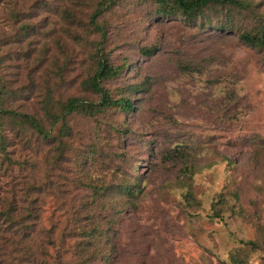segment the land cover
Returning a JSON list of instances; mask_svg holds the SVG:
<instances>
[{
    "label": "rangeland",
    "instance_id": "obj_1",
    "mask_svg": "<svg viewBox=\"0 0 264 264\" xmlns=\"http://www.w3.org/2000/svg\"><path fill=\"white\" fill-rule=\"evenodd\" d=\"M100 1L0 0L3 109L39 117L55 139L17 136L0 117V210H16L2 261L264 264V49L241 40L264 25V0L232 17L229 7L211 11L203 24L159 19L151 0H117L100 19L105 37L90 25ZM96 46L116 65L132 63L106 87L135 110L71 115L62 135L42 106L48 92L98 101L82 89ZM124 179L139 182L137 198L119 197ZM101 186L111 193L95 194ZM94 229L84 251L83 232Z\"/></svg>",
    "mask_w": 264,
    "mask_h": 264
},
{
    "label": "trees",
    "instance_id": "obj_2",
    "mask_svg": "<svg viewBox=\"0 0 264 264\" xmlns=\"http://www.w3.org/2000/svg\"><path fill=\"white\" fill-rule=\"evenodd\" d=\"M117 0H101L96 5V10L90 17V25L95 33H101L105 37V29L100 23L101 17L105 12L109 11ZM155 7V16L159 19H171L180 18L188 23L197 24L200 20L203 24V20L206 18V14L209 12H215L219 14L225 8H230L227 15L233 16V12L238 10L251 11L254 10V5L251 2L245 0H151ZM215 14L216 16H218ZM233 28V23L227 25H220L217 27L220 31L230 30ZM241 40L246 44L264 49V25H260L258 33L245 32L241 35ZM1 48V47H0ZM156 52L155 49L144 50L143 54L146 56H152ZM93 59L96 61V65L92 70V73L82 83L83 91L90 92L98 97V101H89L87 99L72 97L66 102L56 101L51 92H48L45 102L42 106L46 121L50 122L52 126L58 122L62 123V135H69L70 129L67 126V117L71 115H82L90 119H97L100 115L114 110L121 114H129L135 110V105L129 96L120 94L117 98H114L111 91L106 87L107 83L113 80L121 78L131 68L132 63L126 60L121 64H114L108 55L105 53L103 46H96V52L93 54ZM2 66V57L0 56V67ZM148 82H144L143 85L131 86L128 93L135 95L142 92L147 88ZM8 91L0 88V117L11 119L14 121L13 131L17 136L24 135L28 130L33 131L40 138L47 142L55 141L50 130L46 129L44 123L37 116H31L28 114H20L14 111H7L3 109V103L5 95H8ZM124 133V132H123ZM6 143L3 136L0 137V148L2 152L6 151ZM58 153L63 155L64 150L62 143L59 147H56ZM99 149L97 145H93L89 151L90 159L96 160L98 157ZM140 185L138 181H130L124 179L123 182L117 187V193L119 197L128 199L129 201L135 199L140 194ZM97 192L105 193L109 191L111 193V186L96 187ZM101 193V194H102ZM222 201V199L220 200ZM15 207L11 203L7 204L5 209L0 210V264H11L6 261H2L3 252L5 248L8 249L9 243L8 234L13 229ZM100 235L99 229L83 232V244L84 251L88 248H93L94 242H97ZM31 237H35V231L31 232ZM28 237V236H27ZM28 239V238H27ZM97 240V241H96ZM16 252V251H14ZM13 253V251H12ZM20 254H24L21 252ZM19 254V255H20ZM11 257L9 251L4 258ZM16 264H23L24 259L16 260ZM29 264H44L40 262L38 257L33 253L31 254ZM232 264H245L239 260L233 259Z\"/></svg>",
    "mask_w": 264,
    "mask_h": 264
}]
</instances>
